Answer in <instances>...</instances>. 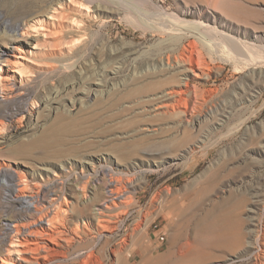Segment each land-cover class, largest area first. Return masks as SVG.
<instances>
[{
	"label": "rangeland",
	"instance_id": "1",
	"mask_svg": "<svg viewBox=\"0 0 264 264\" xmlns=\"http://www.w3.org/2000/svg\"><path fill=\"white\" fill-rule=\"evenodd\" d=\"M51 7L58 19H50ZM33 14L44 20L46 37L35 34L31 46L11 40L14 26L30 23ZM0 17V49H11L28 72L22 94L0 95V264L8 258L3 218L29 221L40 213L16 201L23 194L57 215L59 244L50 245L59 261L51 264L98 257L102 264H144V255L160 259L170 251L177 264H264V0H0ZM199 22L206 26L196 28ZM215 32L240 39L244 50L231 49ZM249 43L259 53L253 59ZM60 48L62 55H54ZM235 51L247 58L234 60ZM189 58L196 73L188 76L189 116L182 124L193 114L202 120L182 129L191 140L173 154L140 149L118 156L113 146L132 137L174 134L179 119L171 109L147 102L154 91L122 98L172 78ZM61 61L69 68L61 69ZM54 90L61 103L48 109L43 101ZM25 104L35 105L32 114L23 113ZM19 124L22 130L5 138ZM51 130L60 141L46 156L34 143ZM102 166L108 169L95 173ZM112 188L116 204L107 198ZM56 189L58 206L50 204ZM207 213L217 228L240 214L238 241L194 250Z\"/></svg>",
	"mask_w": 264,
	"mask_h": 264
},
{
	"label": "bare ground",
	"instance_id": "2",
	"mask_svg": "<svg viewBox=\"0 0 264 264\" xmlns=\"http://www.w3.org/2000/svg\"><path fill=\"white\" fill-rule=\"evenodd\" d=\"M56 9L57 8L51 7V9L49 10V13L51 14V16L49 15L50 19H58L59 18V17L56 18V16H55L56 14L52 13V12H55ZM52 10H54V11H52ZM33 16H34V14H33ZM166 16H169V14H167ZM162 17H164V16H162ZM169 17H173V16L170 15ZM42 22H44L43 19H41L37 16H34V17L30 18V23H28V22L24 23L23 27L20 26L21 24L17 23L13 28V31L16 32L15 35H17V36L14 35L15 38H13L11 40L18 41V42L21 41L24 44H26L27 46H31L32 45L31 41L34 39V37L36 38V36H39V35H35V34H41L42 37H46V32H40V30H45V27L42 26ZM167 22H168V19H167ZM186 23H188L189 25H193V23H191V22L189 23L188 21ZM195 25H196V28H198V27L202 28L201 26L205 25V23L199 22V23H196ZM34 32H37V33H34ZM18 34H19V36H18ZM202 34H204V33H201V35ZM207 34L208 33H206V35ZM215 35H217V36L220 35V40H222V42L225 41L228 44V46H230L231 49L236 48V49H239L240 51L244 50V44L240 39H237V38L230 36V35L223 33V32H221V33L215 32ZM20 36H24L26 39H20ZM212 37L214 38V36H212ZM255 45H256L255 43H249L247 45L248 50L250 49V50L254 51L251 55V58H248V59H253L254 54L258 53L257 50H255V49H257V47ZM224 47H226V46H224ZM53 53H54V55H56V54L62 55L63 50H62V48L55 49V50H53ZM235 53H237V54L233 55L234 60H241L242 61V60H245L247 58L242 53H239V51H237V52L235 51ZM12 56L17 58L15 56V54L12 53L11 49H0V95L3 98H9V99L14 98V97L16 98L17 96L22 94L21 90H22V85H23V81H24L23 78L26 75L25 73L27 72L24 65H21L19 60H13ZM59 61L60 60H58V62ZM60 63H61V66L60 65L59 66L61 67V69L69 68V66H67L66 63H63L62 61ZM47 64H48L47 68L45 67L46 65L44 67L49 71H50V69L53 70L54 67L52 66V63L47 62ZM166 70H167L166 68H163V71H166ZM40 71H42V70H40ZM117 71L118 70H114V73H117ZM168 72H170V69L168 70ZM190 72L196 73L195 69H194V59L193 58H189L188 62L184 61V62L180 63L179 65H177L175 68V72L172 74V78L159 80V81H153V82H150V83L144 84V85H139L135 89V92L129 93L122 98V99H124V98L127 99V98H131L132 96L144 95V94L146 96V93L149 94L150 92L154 91L153 94H151L147 98V102H150L152 105H154L155 110H163V112H164V109L169 110L168 108H170L171 111L170 110L169 111L179 119V122L177 123V125L172 127L175 130V132L172 136H168L166 138L161 137V138L153 140L154 138L152 137V135H144V136H140V137H136V138L132 137L131 140H127L125 142L115 144L113 146V151L118 156L126 157V156L131 155V154H136L140 151V149H142L144 152H149V153H154V154H165V153L173 154V153H176L178 151V149L180 148V146L183 143L191 140V135L187 131L183 132L182 129L185 128V130H187V127H190V126L192 128H195L196 125L198 126L202 123V120L200 119V117H198L196 115L194 116V114H193L189 118V121H188L189 124L187 126H183V124H182L184 116H187V115L189 116L190 89H189L188 76H190ZM48 73H50V72H48ZM18 74L21 76L20 79L18 78ZM96 80L98 81V80H100V78H95V80H93V82H94L93 84L100 85L101 83L97 82ZM19 82H20V84H18ZM165 86H168L167 89L162 90L161 88H163ZM68 89L69 88H67V90ZM159 89H161V91H159ZM65 91H66V89H65ZM155 91H157V92H155ZM23 92H24V90H23ZM53 92H51V95L53 94V96L46 97L45 100L43 99L44 100L43 102L45 103V105L47 106L48 109H49V107L52 108V104H55V103L60 104L61 103V102L59 103V101L62 97L61 93H60L61 91H55L54 93ZM93 93H94L95 97L98 95L97 92L96 93L93 92ZM63 97H65V95ZM3 98H1V99H3ZM63 100H64V98H63ZM25 101L27 102L28 100H25ZM70 101H72V100H70ZM72 103H75V101H73ZM30 105L25 104V107L23 108L24 109L23 113L32 114L34 112L33 108L35 107V105L33 107H30ZM191 111L196 112L195 109L191 110ZM16 122H17V120H16ZM2 126H3V124H2ZM67 127H69L68 124H67ZM2 128H4V127H1V125H0V134L1 135L4 132V131L1 132ZM65 129H67V128L64 127V130ZM20 130H22L21 125L16 126L15 128L13 126V129L9 131L8 136H6L5 138H8V137L13 138V136H15V134L19 133ZM180 132L181 133L183 132V133L180 135ZM59 141H60V138L58 136L57 131L53 130L52 132L45 134L44 137H42L36 144L34 143V145H37V144H38V146L42 145L43 146L42 148L44 149L43 153L47 154L46 156H48L49 154H52V150H50L51 146L53 147V145L57 144ZM58 152L61 153L62 150H60ZM106 169H108L106 166H102V168H98V170L96 169L95 173H97L99 171H105ZM43 170H46L47 172L50 171V169L46 168V167H44ZM19 175H20V173H19ZM20 181H23V180L20 179ZM52 181H54V180H52ZM20 189H18V190H20ZM23 189L25 190V188H23ZM58 190H60V189H58ZM58 190L56 189L52 193L53 196H52L50 204H52L54 206H58L61 203L60 193L58 192ZM16 192H18V191L16 190ZM118 194H119V192L112 188L110 190V193L108 194V197H107L109 199L108 201H111L112 204H116L117 203L116 200L119 196ZM15 195H16V193H15ZM33 196L34 195H32V194L31 195H29V194L18 195L16 197V201H18V203H20V204H25V206L28 210H30L31 208H35V211L36 210L39 211L40 213L36 219L32 220V218H31L30 220L28 219L29 221H24V219H22L23 218L22 217V218H17V219L13 220V219H9V217H7L8 215L3 218V230H4L3 231L4 232L3 239L8 241V244L6 247V252H5V254H6V256H8V258H5L4 256L1 257V260L3 261L4 264H51L55 261H59L57 258H55V254L58 251L56 250L55 247L50 245V242L53 244H59L58 234L53 232L54 227H55V221H54L55 219L54 218L57 215L50 216V215H48L47 212L46 213L42 212L40 210V208H38L37 205H35V203H34L35 200L33 201V199H32ZM120 196H121V194H120ZM34 198H36V197H34ZM93 199L94 198H92V200ZM11 201H12V199H11ZM108 203L109 202H107L106 207L110 208V204H108ZM240 203H238V204H240ZM98 210H99V212L97 211V213L102 214V212H104L100 208H98ZM58 212H56L55 214H57ZM97 213H95V214H97ZM209 214L210 213H207V215L204 218H202L200 221V224H199L200 229L198 231V236H197V245L193 247L194 250L199 251V250L206 249V248H213L214 246L217 247V244L222 246V247H226L228 245H233L236 241H238V239L241 237V223L242 222H241V217L239 216L240 214L239 215L237 214L235 216V218L232 217L230 219L229 224H226L225 226H221L220 228H217L218 224L216 222H211L208 219V217L210 216ZM97 219H98L99 225L106 226L102 222L105 220V218H102L99 216ZM146 253H148V252H146ZM149 255H151V254H149ZM149 255H147V254L144 255V257H143V263L144 264H177L179 261V259H176L174 257V252H172V251L168 252L164 257H161L160 259H155L157 257L154 256L155 257L154 258V257L149 256ZM89 257L91 260L92 254L89 255ZM41 258H43V260ZM59 259L66 260L67 257L62 256ZM121 259H124V258L122 257ZM121 259L119 258L118 260L121 261ZM62 263L63 262H61V264ZM118 263H119V261H118ZM83 264H102V260H101V258L98 257L97 259H95V261H92L91 263L88 260V261H84ZM122 264H128V263L126 261H124V262H122Z\"/></svg>",
	"mask_w": 264,
	"mask_h": 264
},
{
	"label": "built area",
	"instance_id": "3",
	"mask_svg": "<svg viewBox=\"0 0 264 264\" xmlns=\"http://www.w3.org/2000/svg\"><path fill=\"white\" fill-rule=\"evenodd\" d=\"M158 241L161 242V243L165 242L166 241L165 234L160 235Z\"/></svg>",
	"mask_w": 264,
	"mask_h": 264
}]
</instances>
